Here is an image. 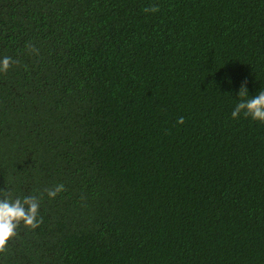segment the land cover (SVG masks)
I'll list each match as a JSON object with an SVG mask.
<instances>
[{
    "label": "trees",
    "instance_id": "obj_1",
    "mask_svg": "<svg viewBox=\"0 0 264 264\" xmlns=\"http://www.w3.org/2000/svg\"><path fill=\"white\" fill-rule=\"evenodd\" d=\"M5 56L0 264H264V0H0Z\"/></svg>",
    "mask_w": 264,
    "mask_h": 264
},
{
    "label": "clouds",
    "instance_id": "obj_2",
    "mask_svg": "<svg viewBox=\"0 0 264 264\" xmlns=\"http://www.w3.org/2000/svg\"><path fill=\"white\" fill-rule=\"evenodd\" d=\"M145 12H158L159 6L152 5L144 8ZM30 53L39 55V49L29 43L26 45ZM13 64H19V60H14L10 56L0 58V72L6 73ZM240 102L232 111V118L238 119L243 113L244 117H251L253 120L264 122V90H261L257 95L245 99L249 95L247 81L241 84L238 93ZM185 122L184 117H179L178 124ZM49 198L54 199L58 194L66 191L63 183L56 184L51 188L44 190ZM41 197L25 196L21 198H13L10 192L0 190V253L7 249V245L14 236L17 235V229L24 224L25 227L33 230L39 228L43 224V217L40 215Z\"/></svg>",
    "mask_w": 264,
    "mask_h": 264
}]
</instances>
